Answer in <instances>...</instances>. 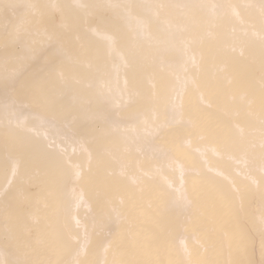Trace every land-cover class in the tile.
<instances>
[{"label": "rangeland", "instance_id": "374dc122", "mask_svg": "<svg viewBox=\"0 0 264 264\" xmlns=\"http://www.w3.org/2000/svg\"><path fill=\"white\" fill-rule=\"evenodd\" d=\"M0 189V264H264V0H0Z\"/></svg>", "mask_w": 264, "mask_h": 264}, {"label": "bare ground", "instance_id": "6f19581e", "mask_svg": "<svg viewBox=\"0 0 264 264\" xmlns=\"http://www.w3.org/2000/svg\"><path fill=\"white\" fill-rule=\"evenodd\" d=\"M131 7L129 6V7H127V9L126 10H129ZM115 31V29H113V28H109L108 30H107V33H105V34H99V36H109L112 32H114ZM109 33V34H108ZM219 77V76H218ZM4 118V117H3ZM228 156H230V154H228ZM171 161L172 160H169L168 162H167V165H169L170 163H171ZM252 162V161H251ZM250 165H249V168L250 167H253V165L254 164H252V163H249ZM182 168H184V166H181V165H179V169L181 170ZM17 170V168H16V166H14L13 167V171H11V174L13 175V174H15V171ZM216 170H219V171H221V169L220 168H216ZM256 170H263L261 167H256ZM77 172H78V170L77 169H75L74 170V177L76 178L77 177ZM101 182H103V180L101 181ZM101 184V183H100ZM233 185L235 186L236 185V182H234L233 183ZM260 186H261V184L260 183H258V185H257V189H259L260 188ZM120 187H122V189L121 190H123L124 189V187L121 185ZM1 190V189H0ZM202 197V196H201ZM72 198V200L71 201H73L74 199V201H73V204H72V210H73V212H74V214H75V212H77L80 208H81V199H84V195H83V192H81V191H74V193H73V196L71 197ZM205 197H202V199H204ZM85 206H89L88 205V203L87 202H85ZM195 212V211H194ZM198 212V211H197ZM76 218H78L77 217V215H74ZM230 228H232L231 226H228L226 229H224L222 232H225V234L226 235H228L227 233L229 232V230H230ZM221 231H217V232H215V233H217V234H219ZM180 235H178V237H179ZM196 236H192V238H195ZM214 239H216V237H214ZM233 243V240L232 239H230V238H228V236H227V238H226V243H224L223 244V246H221V248H227V246H230L231 244ZM82 244V243H81ZM212 245H213V243H212V239H210V237H209V239H205L203 242H198V249L196 250L197 251V253L196 254H194V253H192V251H191V247L190 246H187V245H185L183 242L180 244V249H181V253H182V256H181V261H185L187 258H192L193 257V264H215V262H217V261H215V259H210L209 257H207V258H205V254L207 255L208 253H211V251H213V248H212ZM246 251V248H244V252ZM246 253H250V252H247L246 251ZM174 255H175V253H174ZM218 261H220L221 259H220V257H219V255L217 256V257H215ZM141 259H138L137 261H136V263H134V264H138V262L140 261Z\"/></svg>", "mask_w": 264, "mask_h": 264}]
</instances>
